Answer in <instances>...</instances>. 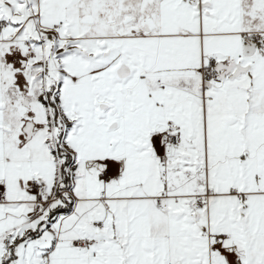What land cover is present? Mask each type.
<instances>
[{
  "label": "snow or ice",
  "instance_id": "1",
  "mask_svg": "<svg viewBox=\"0 0 264 264\" xmlns=\"http://www.w3.org/2000/svg\"><path fill=\"white\" fill-rule=\"evenodd\" d=\"M0 264H264V0H0Z\"/></svg>",
  "mask_w": 264,
  "mask_h": 264
}]
</instances>
